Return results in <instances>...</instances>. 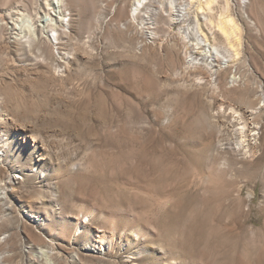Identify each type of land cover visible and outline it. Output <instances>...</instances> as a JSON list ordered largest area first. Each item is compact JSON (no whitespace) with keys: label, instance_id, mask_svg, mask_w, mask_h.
I'll return each instance as SVG.
<instances>
[{"label":"rangeland","instance_id":"rangeland-1","mask_svg":"<svg viewBox=\"0 0 264 264\" xmlns=\"http://www.w3.org/2000/svg\"><path fill=\"white\" fill-rule=\"evenodd\" d=\"M140 3L0 0V264H264V0Z\"/></svg>","mask_w":264,"mask_h":264},{"label":"bare ground","instance_id":"bare-ground-1","mask_svg":"<svg viewBox=\"0 0 264 264\" xmlns=\"http://www.w3.org/2000/svg\"><path fill=\"white\" fill-rule=\"evenodd\" d=\"M61 1V0H60ZM141 2V0H138V4H141L140 3ZM16 3V2H15ZM138 6H137V4L130 10V13H129V20L131 21H133V19H135L136 17H137V11H138ZM227 24H228V26L230 27V29L234 32V31H236L237 30V25H236V23H234V21H233V19H228L227 20ZM230 33V31L228 30V31H224V33L225 34H227V33ZM229 33L227 34V36H229ZM206 47V46H205ZM98 98H100V97H98ZM105 98V97H104ZM99 101V103H97L98 104V106H99V109L100 110H102V109H104V101H103V98H101V99H99L98 100ZM112 101V100H111ZM119 102V101H118ZM118 102L117 101H115V109L116 110H118L119 109V104H118ZM106 105V104H105ZM121 108V107H120ZM24 133H26V131L24 132ZM24 136L26 137L27 136V134L26 135H24L23 134V138H22V140L21 141H23V143H24V145H25V147H26V145L28 144V146H31L30 145V142H28V141H26V140H24ZM28 137H30V139H31V141H32V149L31 150H29V155L31 154V153H33V152H35L36 150H37V148H39L38 146H39V143L41 142V135L39 134V133H32L31 134V136L30 135H28ZM52 138V137H51ZM44 140V139H43ZM4 147H6V144L5 145H3ZM17 148V147H16ZM9 149V148H8ZM13 149H15V148H13ZM16 150V149H15ZM4 153V152H3ZM3 156V160H4V163L7 161L8 162V152H6V153H4V155H2ZM47 154L46 153H39L38 154V156H37V160H41V161H46L47 160ZM7 162L5 163V164H7ZM2 165V164H1ZM67 165V164H66ZM54 170H53V172L51 173V174H49V180H51V181H53V182H55V183H57V188H60V191H61V194H65L66 192H67V188H68V181L69 180H71L72 179V175H71V173L69 172L70 171V169L67 167V166H63V165H60V164H58V165H56V166H54V168H53ZM69 169V170H68ZM16 174H14V173H11V172H8V171H6V173L5 174H0V188H2L3 189V191L5 192V191H7V188H9V185H10V183H11V180H13L14 178L15 179H21L22 177H18V176H15ZM23 178H22V180H25L26 178H28V177H30V176H34V177H38L39 175H40V177L41 176H44V175H42V172H41V170H40V168H38L37 167V165H35L34 166V168H33V170H31V173H27V172H24L23 174ZM63 178H65V179H63ZM33 188V187H32ZM58 191V190H57ZM33 196V195H32ZM37 202V201H40V198H38V199H31V200H29L28 202H27V204H28V206H30L31 205V203H33V202ZM56 203V202H55ZM47 212V211H46ZM44 215H45V219L46 220H49L48 218H49V216H48V214L47 213H43ZM29 216L31 217V218H34L35 219V216L34 215H31V214H29ZM91 216V213L89 214H87V218L89 219V217ZM91 218V217H90ZM85 224V221L83 220V219H81V220H76V222H75V231H74V233H73V236H78L79 234H83V232H84V230H86V229H88V228H86L87 227V225H84ZM47 227H49V226H47ZM86 228V229H85ZM63 230V229H62ZM61 231V230H60ZM65 231V230H64ZM61 232H63V231H61ZM58 236H60V235H58ZM39 238V237H38ZM95 238H96V242H98V245L99 246H96L95 248H97V251L98 252H109V251H111V247H110V245H109V242L106 240L107 238L105 237V235L104 234H102V233H96V235H95ZM137 240V239H136ZM128 241V240H127ZM130 242V241H129ZM66 243H67V245L68 246H71L72 244H73V242H72V237L71 238H69V239H67L66 240ZM73 247V246H72ZM118 247V246H117ZM70 249V248H69Z\"/></svg>","mask_w":264,"mask_h":264}]
</instances>
